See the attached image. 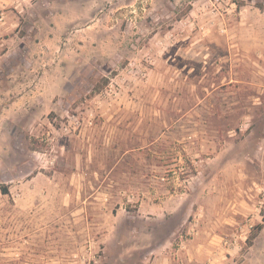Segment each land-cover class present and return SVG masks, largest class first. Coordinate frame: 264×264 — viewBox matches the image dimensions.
Here are the masks:
<instances>
[{
    "label": "rangeland",
    "instance_id": "rangeland-1",
    "mask_svg": "<svg viewBox=\"0 0 264 264\" xmlns=\"http://www.w3.org/2000/svg\"><path fill=\"white\" fill-rule=\"evenodd\" d=\"M0 264H264V0H0Z\"/></svg>",
    "mask_w": 264,
    "mask_h": 264
},
{
    "label": "trees",
    "instance_id": "trees-1",
    "mask_svg": "<svg viewBox=\"0 0 264 264\" xmlns=\"http://www.w3.org/2000/svg\"><path fill=\"white\" fill-rule=\"evenodd\" d=\"M3 191L5 192V193H7L8 192V188L7 187H5V186H3ZM257 231H252V233L250 234V236H249V243L250 244H252V242H253V239L257 236Z\"/></svg>",
    "mask_w": 264,
    "mask_h": 264
}]
</instances>
